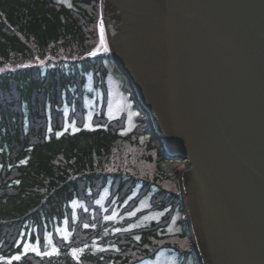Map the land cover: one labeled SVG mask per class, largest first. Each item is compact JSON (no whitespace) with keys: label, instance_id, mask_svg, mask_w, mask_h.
<instances>
[{"label":"trees","instance_id":"1","mask_svg":"<svg viewBox=\"0 0 264 264\" xmlns=\"http://www.w3.org/2000/svg\"><path fill=\"white\" fill-rule=\"evenodd\" d=\"M99 21L100 0H0V264H140L162 249L194 259L175 163L106 113L119 73L96 55ZM151 212L162 219L134 226ZM48 242L56 253L44 255Z\"/></svg>","mask_w":264,"mask_h":264},{"label":"water","instance_id":"2","mask_svg":"<svg viewBox=\"0 0 264 264\" xmlns=\"http://www.w3.org/2000/svg\"><path fill=\"white\" fill-rule=\"evenodd\" d=\"M145 131L183 162L196 264H264V0H100ZM105 30H101V23Z\"/></svg>","mask_w":264,"mask_h":264},{"label":"rangeland","instance_id":"3","mask_svg":"<svg viewBox=\"0 0 264 264\" xmlns=\"http://www.w3.org/2000/svg\"><path fill=\"white\" fill-rule=\"evenodd\" d=\"M108 87V105L106 107L107 114L110 115V117L112 118H124L125 132L129 135H132L141 147L151 150V146L154 143L152 136L146 133V125L142 123L140 113L136 110L130 95L126 92L125 83L120 77V75L117 74L115 71H112L108 78ZM89 89H91V87H89ZM102 97V94L97 95L99 101L98 105L93 100L86 102L87 108L91 114L90 117H92L93 114L97 111V108L102 105ZM173 162L175 163V166L173 165V168H170V172L175 173L178 177L177 173L181 169H183L184 165L183 162L180 161ZM101 204L102 203H100V206ZM148 207V203L144 202L141 204L138 210H144ZM73 209L74 212H77V210H85L82 205H75ZM162 217L163 213L151 212L145 217H143L140 221L135 222L136 224L134 226H136V228L147 227L153 224L154 222H158L159 220H161ZM185 220V217L182 218V222ZM178 222L179 218L175 217V220L172 221L171 226L168 228L170 235L175 236L178 235V233L180 234L182 227L178 224ZM57 234L59 236L64 237L65 239H68L69 230L67 229V226L65 225L63 229L57 232ZM185 243H183V241L177 242V244L181 245L182 248H188L187 243ZM47 244L48 246L50 244L49 249L51 254L57 252V250L51 243L48 242ZM33 248L37 249L40 252V248H38L37 246L30 245L25 247L24 252L36 253V251L32 250ZM140 264H195V261L191 257H185L183 255L174 253L173 251L162 249L155 259L147 260Z\"/></svg>","mask_w":264,"mask_h":264},{"label":"snow or ice","instance_id":"4","mask_svg":"<svg viewBox=\"0 0 264 264\" xmlns=\"http://www.w3.org/2000/svg\"><path fill=\"white\" fill-rule=\"evenodd\" d=\"M101 30L103 31V26L102 25H101ZM101 47H103L105 51L107 50L106 46L104 45L103 37H101ZM32 250L36 251L37 255H40V252L37 249L33 248ZM50 254L51 253H47V252L44 253V255H50ZM73 255H76V251L75 250L73 251ZM14 259L19 260L20 257L16 256V257H14Z\"/></svg>","mask_w":264,"mask_h":264},{"label":"bare ground","instance_id":"5","mask_svg":"<svg viewBox=\"0 0 264 264\" xmlns=\"http://www.w3.org/2000/svg\"><path fill=\"white\" fill-rule=\"evenodd\" d=\"M101 25L103 26L104 30H105V24L102 22ZM120 75V74H119ZM121 76V75H120Z\"/></svg>","mask_w":264,"mask_h":264}]
</instances>
